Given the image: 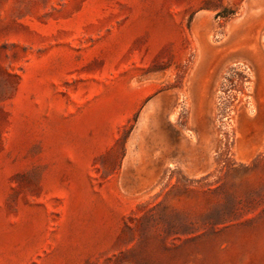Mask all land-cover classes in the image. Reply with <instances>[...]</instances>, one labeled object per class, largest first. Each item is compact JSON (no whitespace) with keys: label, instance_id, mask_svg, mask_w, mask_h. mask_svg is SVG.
I'll list each match as a JSON object with an SVG mask.
<instances>
[{"label":"rangeland","instance_id":"rangeland-1","mask_svg":"<svg viewBox=\"0 0 264 264\" xmlns=\"http://www.w3.org/2000/svg\"><path fill=\"white\" fill-rule=\"evenodd\" d=\"M0 264H264V0H0Z\"/></svg>","mask_w":264,"mask_h":264}]
</instances>
